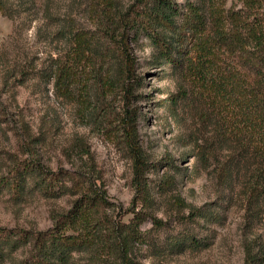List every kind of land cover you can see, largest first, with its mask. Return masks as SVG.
<instances>
[{"label": "rangeland", "instance_id": "374dc122", "mask_svg": "<svg viewBox=\"0 0 264 264\" xmlns=\"http://www.w3.org/2000/svg\"><path fill=\"white\" fill-rule=\"evenodd\" d=\"M136 1L0 0V179L31 149L46 168L74 177L65 178L68 189L56 196L42 193L32 179L22 194L1 187L0 226L48 230L55 216L69 210L90 186L105 197L109 216L125 230L65 259L52 257L53 264H123L124 242L131 264H250L244 244L259 234L257 240L264 243V225L257 223L251 230L241 202L225 209L219 223L192 214L197 207H216L223 192L214 172L216 157L225 160L231 153L215 144L217 129L230 115L212 85V68L206 73L189 69L188 63L169 62L149 30L127 28L136 58L128 96L119 82L120 58L113 51L106 54L100 39L91 42L74 82L65 89L55 84V68L70 59L75 34L84 30L98 36L105 22L119 23L120 14ZM154 1L145 4L153 6ZM171 1L181 12L194 2L207 16L212 3L226 12L242 7L236 0ZM181 21L182 14L177 15L175 25ZM155 30L177 48L181 44L177 29L155 25ZM191 53L197 59L196 51ZM174 54L179 57L177 50ZM236 60L221 50L219 72L235 66L250 78L257 76ZM132 109L137 142L149 164L141 178L129 143L117 128L119 115ZM232 137L229 132L228 139ZM244 170L241 167L239 173ZM80 176L86 184L77 191L72 186ZM243 179L236 181L237 194ZM138 180L150 187V205L137 199ZM140 210L148 214L140 225L143 241L128 237L130 222ZM254 252L259 253L258 246ZM36 254L39 249L32 239L0 264H31Z\"/></svg>", "mask_w": 264, "mask_h": 264}, {"label": "trees", "instance_id": "16d2710c", "mask_svg": "<svg viewBox=\"0 0 264 264\" xmlns=\"http://www.w3.org/2000/svg\"><path fill=\"white\" fill-rule=\"evenodd\" d=\"M236 1L242 4L240 10L229 9L226 12L224 8L212 3L207 16L201 6L194 2H188L186 11L181 12L171 0H155L153 6L145 4V0H137L126 12L120 14L119 23L109 20L105 22L98 29V36L90 35L84 30L78 31L70 59L57 64L53 76L56 85L64 89L70 86L78 77L80 64L90 52L91 42L100 39L106 54L113 51L120 58L119 82L123 84L128 96L131 79L136 71V58L131 54L127 28L138 27L152 33L153 41L167 61L178 66L188 63L189 69L206 73L212 68L215 73L214 78L211 77L212 85L225 100L230 115L226 117L222 128L217 129L219 138H216L215 144L220 143L223 148H229L231 153L225 160L216 157L218 164L215 165L214 172L223 189L216 207H197L192 214L203 217L206 221L219 223L225 216V209L241 202L248 218L247 223L253 230L257 223L264 225V0ZM181 14L182 21L176 26L175 18ZM210 23L213 34H210ZM155 25L177 29L181 43L179 47L156 32ZM185 42L188 44L184 45ZM174 50L178 51L179 57L175 56ZM221 50L254 69L257 76L250 78L240 73L235 66L228 68L227 72H219L216 62ZM192 51H196L197 59L193 58ZM136 126L135 109L127 110L117 118V128L122 130L129 143L136 175L141 178L149 164L137 142ZM229 132L233 136L232 140L228 139ZM241 167L245 168L243 174L239 173ZM242 176L244 179L241 191L237 194L236 181ZM66 177L74 178L67 171L54 172L43 166L37 151L31 149L26 158L15 162L8 174L0 179V188H10L14 193L22 194L32 179L42 193L56 196L68 189L64 182ZM85 184V178L80 176L75 179L72 187L81 191ZM138 184V201L150 205V187L140 180ZM224 200H227L228 205H224ZM107 205L105 197L88 186L81 191L69 210L55 216L54 224L48 230L33 231L0 226V263L32 239L40 254L33 257L31 264H53L52 257L65 259L72 252L96 241L118 237L117 233L124 231L126 226L116 224L108 214ZM147 217L146 211H135L128 228V237L143 241L140 225ZM154 221L159 222L157 218ZM259 237L260 234L255 240L244 244L250 264L264 261V243L257 240ZM190 238L194 239V236ZM257 246L259 253L254 252ZM121 252L123 264H131L126 242L121 244ZM46 253H51L52 256L46 257Z\"/></svg>", "mask_w": 264, "mask_h": 264}]
</instances>
